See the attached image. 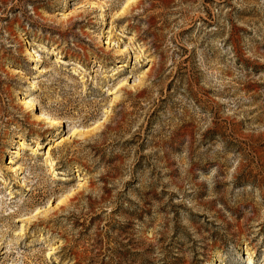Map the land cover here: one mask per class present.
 <instances>
[{
    "label": "rangeland",
    "instance_id": "obj_1",
    "mask_svg": "<svg viewBox=\"0 0 264 264\" xmlns=\"http://www.w3.org/2000/svg\"><path fill=\"white\" fill-rule=\"evenodd\" d=\"M0 264H264V0H0Z\"/></svg>",
    "mask_w": 264,
    "mask_h": 264
},
{
    "label": "bare ground",
    "instance_id": "obj_2",
    "mask_svg": "<svg viewBox=\"0 0 264 264\" xmlns=\"http://www.w3.org/2000/svg\"><path fill=\"white\" fill-rule=\"evenodd\" d=\"M37 57H38L37 55L33 56L34 59H36ZM29 103H31V102H29ZM48 155L50 156L51 153L49 152ZM51 165L53 166V164H51ZM248 260H249V262H252V255L251 254H248Z\"/></svg>",
    "mask_w": 264,
    "mask_h": 264
}]
</instances>
